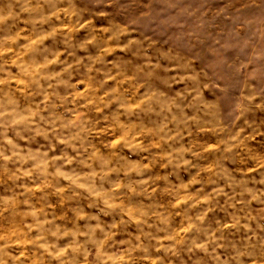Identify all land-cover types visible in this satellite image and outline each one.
I'll return each mask as SVG.
<instances>
[{
  "label": "clouds",
  "instance_id": "1",
  "mask_svg": "<svg viewBox=\"0 0 264 264\" xmlns=\"http://www.w3.org/2000/svg\"><path fill=\"white\" fill-rule=\"evenodd\" d=\"M0 264H264V0H0Z\"/></svg>",
  "mask_w": 264,
  "mask_h": 264
}]
</instances>
